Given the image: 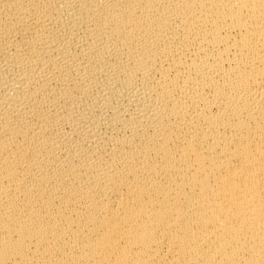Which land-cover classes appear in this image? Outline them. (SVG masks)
Masks as SVG:
<instances>
[{
    "label": "bare ground",
    "instance_id": "1",
    "mask_svg": "<svg viewBox=\"0 0 264 264\" xmlns=\"http://www.w3.org/2000/svg\"><path fill=\"white\" fill-rule=\"evenodd\" d=\"M0 264H264V0H0Z\"/></svg>",
    "mask_w": 264,
    "mask_h": 264
}]
</instances>
